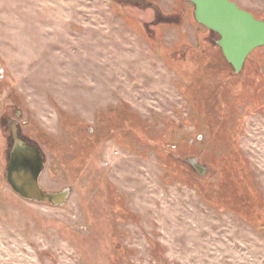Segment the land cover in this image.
Segmentation results:
<instances>
[{
  "label": "rangeland",
  "instance_id": "374dc122",
  "mask_svg": "<svg viewBox=\"0 0 264 264\" xmlns=\"http://www.w3.org/2000/svg\"><path fill=\"white\" fill-rule=\"evenodd\" d=\"M193 10L0 0V264H264V47L234 73ZM10 123L65 205L7 185Z\"/></svg>",
  "mask_w": 264,
  "mask_h": 264
},
{
  "label": "water",
  "instance_id": "95a60500",
  "mask_svg": "<svg viewBox=\"0 0 264 264\" xmlns=\"http://www.w3.org/2000/svg\"><path fill=\"white\" fill-rule=\"evenodd\" d=\"M193 6L194 20L206 30L215 33L217 46L234 73L243 68L245 59L254 49L264 47V21L239 8L229 0H182ZM10 147L7 152L4 178L7 185L22 200L37 203L47 201L61 207L67 202L69 188L59 192H47L38 184L43 166L40 151L19 137L14 123L10 126ZM187 163L203 175L205 168L196 160Z\"/></svg>",
  "mask_w": 264,
  "mask_h": 264
},
{
  "label": "flooded vegetation",
  "instance_id": "af4514ba",
  "mask_svg": "<svg viewBox=\"0 0 264 264\" xmlns=\"http://www.w3.org/2000/svg\"><path fill=\"white\" fill-rule=\"evenodd\" d=\"M11 124H12V123H10V126H11ZM14 125H15V124H14ZM10 126H9V129H10ZM15 127H16V125H15Z\"/></svg>",
  "mask_w": 264,
  "mask_h": 264
}]
</instances>
